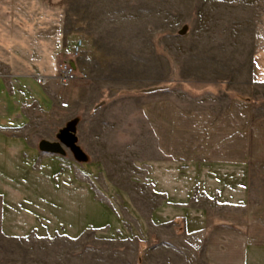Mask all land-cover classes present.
<instances>
[{
  "label": "rangeland",
  "instance_id": "1",
  "mask_svg": "<svg viewBox=\"0 0 264 264\" xmlns=\"http://www.w3.org/2000/svg\"><path fill=\"white\" fill-rule=\"evenodd\" d=\"M0 26V36L19 41L16 54L33 58L38 48L46 65L65 59L83 39L77 58L83 78L59 84L75 94L57 98L69 107L60 125L53 118L52 136L56 141L76 121L87 159L69 149L63 155L89 169L83 210L72 190L65 195L56 188L58 177L51 188H36L33 177L0 178L23 225L7 235L0 193V264H189L187 252L153 247L140 230V168L155 153V131L146 122L160 99L190 108L212 104L211 93L223 98L228 90L243 93L264 115V78L254 61L264 45V0H0ZM0 71H8L1 61ZM31 116L26 136L40 142L45 116ZM258 173L245 216L255 222L250 237L264 239Z\"/></svg>",
  "mask_w": 264,
  "mask_h": 264
},
{
  "label": "crops",
  "instance_id": "2",
  "mask_svg": "<svg viewBox=\"0 0 264 264\" xmlns=\"http://www.w3.org/2000/svg\"><path fill=\"white\" fill-rule=\"evenodd\" d=\"M4 29L0 26V34ZM16 44L19 41L0 36V61L8 66L7 72L0 71V178L9 173L33 177L34 186L51 188V179L58 177L61 184L56 188L65 195L72 190L83 210L86 163L43 152L38 138L26 136L35 113L44 115L48 125L39 135L54 141L53 118L60 125L67 109L57 98L74 96L73 88L59 85L58 58L46 65L38 48L33 58H21L14 51ZM63 56L73 58L71 52ZM254 61L264 78V45ZM76 64L81 79L77 60ZM224 93L223 98L211 93L212 104L190 108L157 101L155 117L146 122L155 131V153L147 155L140 168V230L153 247L187 252L189 264H264V239L250 237L249 227L255 222L245 216L258 171L264 179V115L243 93ZM30 187L20 189L23 193ZM8 189L0 185L1 209L7 235L14 236L23 225L11 212L17 209L15 203L6 202L7 197L5 201ZM67 201L61 200L68 205Z\"/></svg>",
  "mask_w": 264,
  "mask_h": 264
},
{
  "label": "water",
  "instance_id": "3",
  "mask_svg": "<svg viewBox=\"0 0 264 264\" xmlns=\"http://www.w3.org/2000/svg\"><path fill=\"white\" fill-rule=\"evenodd\" d=\"M56 141L43 139L39 143V148L43 152L63 155L69 149L79 161L87 159L86 153L78 144L76 121L69 122L60 129Z\"/></svg>",
  "mask_w": 264,
  "mask_h": 264
},
{
  "label": "built area",
  "instance_id": "4",
  "mask_svg": "<svg viewBox=\"0 0 264 264\" xmlns=\"http://www.w3.org/2000/svg\"><path fill=\"white\" fill-rule=\"evenodd\" d=\"M84 41L82 38H77L74 42L71 54L72 59L65 58L58 63V81L62 85H67L79 77L76 60L82 54ZM46 78L41 77L43 83L46 82ZM61 99V97H59ZM62 108H68V101H61Z\"/></svg>",
  "mask_w": 264,
  "mask_h": 264
}]
</instances>
